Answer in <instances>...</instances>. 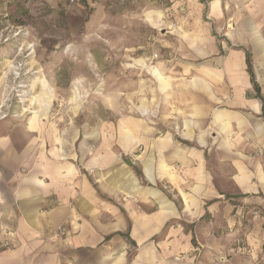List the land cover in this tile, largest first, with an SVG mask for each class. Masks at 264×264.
I'll return each mask as SVG.
<instances>
[{
    "label": "crops",
    "instance_id": "1",
    "mask_svg": "<svg viewBox=\"0 0 264 264\" xmlns=\"http://www.w3.org/2000/svg\"><path fill=\"white\" fill-rule=\"evenodd\" d=\"M182 2L156 121L0 136V264H264V0Z\"/></svg>",
    "mask_w": 264,
    "mask_h": 264
},
{
    "label": "rangeland",
    "instance_id": "2",
    "mask_svg": "<svg viewBox=\"0 0 264 264\" xmlns=\"http://www.w3.org/2000/svg\"><path fill=\"white\" fill-rule=\"evenodd\" d=\"M182 1L0 0V136L39 115L41 99L50 104L44 122L93 125L134 113L156 121L166 93L138 61L167 76L177 70ZM156 13L162 23L151 27Z\"/></svg>",
    "mask_w": 264,
    "mask_h": 264
},
{
    "label": "built area",
    "instance_id": "3",
    "mask_svg": "<svg viewBox=\"0 0 264 264\" xmlns=\"http://www.w3.org/2000/svg\"><path fill=\"white\" fill-rule=\"evenodd\" d=\"M68 2H69L70 4H73V3L77 2V0H68ZM231 28H232V24H231V23H228V24L226 25V29H227V30H231ZM254 214L257 215V214H259V213H258V211H255ZM64 232H65L64 228H61V229H59V232L57 233V235H61V236H63V235H64Z\"/></svg>",
    "mask_w": 264,
    "mask_h": 264
},
{
    "label": "bare ground",
    "instance_id": "4",
    "mask_svg": "<svg viewBox=\"0 0 264 264\" xmlns=\"http://www.w3.org/2000/svg\"><path fill=\"white\" fill-rule=\"evenodd\" d=\"M44 84H45V83H44ZM47 90H48V93H50V95H49L48 98H47V100H49L50 97L52 96V93H51L50 88H47ZM40 102H41V104L45 105V104H47L49 101H46V100H44V99H41Z\"/></svg>",
    "mask_w": 264,
    "mask_h": 264
}]
</instances>
